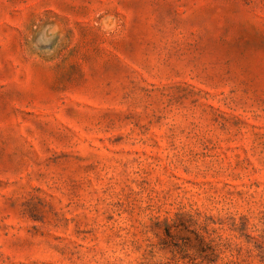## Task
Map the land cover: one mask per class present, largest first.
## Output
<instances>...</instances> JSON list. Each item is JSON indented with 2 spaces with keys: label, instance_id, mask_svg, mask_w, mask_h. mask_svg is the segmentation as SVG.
Listing matches in <instances>:
<instances>
[{
  "label": "rangeland",
  "instance_id": "1",
  "mask_svg": "<svg viewBox=\"0 0 264 264\" xmlns=\"http://www.w3.org/2000/svg\"><path fill=\"white\" fill-rule=\"evenodd\" d=\"M0 264H264V0H0Z\"/></svg>",
  "mask_w": 264,
  "mask_h": 264
}]
</instances>
